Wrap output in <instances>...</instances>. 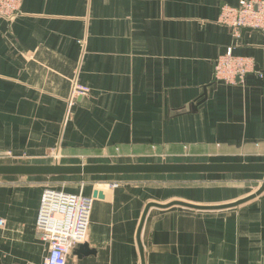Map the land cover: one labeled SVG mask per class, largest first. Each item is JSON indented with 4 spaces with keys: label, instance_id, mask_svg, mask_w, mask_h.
I'll return each mask as SVG.
<instances>
[{
    "label": "crops",
    "instance_id": "1",
    "mask_svg": "<svg viewBox=\"0 0 264 264\" xmlns=\"http://www.w3.org/2000/svg\"><path fill=\"white\" fill-rule=\"evenodd\" d=\"M238 2L20 0L16 17L0 16V152L264 162V32L237 40L219 22L222 5ZM231 46L255 61L244 85L215 80ZM76 82L90 91L70 105ZM55 162L74 161L31 164ZM250 175L260 176L248 184ZM60 176L80 175L0 176V264L44 263L49 243L37 216ZM101 176L109 178L77 191L57 187L92 197L86 237L67 264H143L137 233L148 202L226 204L263 180L124 174L111 188L117 175ZM224 176V184L212 178ZM141 239L145 264H264V193L226 209L151 207Z\"/></svg>",
    "mask_w": 264,
    "mask_h": 264
},
{
    "label": "built area",
    "instance_id": "2",
    "mask_svg": "<svg viewBox=\"0 0 264 264\" xmlns=\"http://www.w3.org/2000/svg\"><path fill=\"white\" fill-rule=\"evenodd\" d=\"M20 13V0H0V16L12 19ZM219 22L231 28L235 39L250 28L264 32V0H239L238 4H223ZM255 61L249 56L237 55L229 47L215 62V80L231 85L246 84L247 75L255 70ZM89 88L75 84L70 105L88 94ZM120 186V182L109 185ZM92 197L64 188L47 187L41 197L37 216V230L49 243V254L43 264H67L73 248L83 243L90 222Z\"/></svg>",
    "mask_w": 264,
    "mask_h": 264
},
{
    "label": "water",
    "instance_id": "3",
    "mask_svg": "<svg viewBox=\"0 0 264 264\" xmlns=\"http://www.w3.org/2000/svg\"><path fill=\"white\" fill-rule=\"evenodd\" d=\"M250 30V28L244 29ZM206 96V93H205ZM209 173H259L263 175L260 187L253 193L240 198L234 202L217 205H201L173 200L168 203L150 201L146 204L140 225L137 239L140 246L141 257L145 264L144 248L141 234L143 226L151 207L168 208L174 205L194 209H226L238 207L249 202L264 193V162H114V163H71L60 162L49 164H24V163H0V176H25V175H124V174H209ZM102 191L96 190L94 196L103 197ZM81 251L89 252L87 244Z\"/></svg>",
    "mask_w": 264,
    "mask_h": 264
},
{
    "label": "rangeland",
    "instance_id": "4",
    "mask_svg": "<svg viewBox=\"0 0 264 264\" xmlns=\"http://www.w3.org/2000/svg\"><path fill=\"white\" fill-rule=\"evenodd\" d=\"M77 85H82L78 82H76ZM75 85V84H73ZM85 86V85H84ZM87 88H89L88 86H85ZM72 90L70 92V96H69V102H70V98L72 95ZM90 91V88H89ZM76 101V99L74 100V102ZM57 157V158H56ZM76 158L78 160H76ZM134 158V159H133ZM55 159L60 160L61 162H68V161H74L73 163H87L90 161L93 162H119V161H130V162H146V161H157V162H162L163 160H166V157L162 156H155V157H150V158H143V157H132L129 160H125L124 158H113L108 160L107 158L104 159H90L88 160L86 157L84 156H75V158H71L68 155L65 154H61V152L57 149V148H51L50 152L48 154H45L43 156L41 155H37L35 153H26V152H21V153H16V152H0V163H24V164H31V163H43V162H54ZM204 159V160H201ZM201 162H206L209 159L207 157L204 158H197V160H195L192 157H187L185 156V158L182 159H167V161H172V162H197L200 161ZM129 162V163H130ZM119 163H124V162H119ZM260 175H250V176H246L249 177L248 180L246 181L248 184H252L253 180L251 179L252 177H259ZM126 176L124 175H117L113 178H116L119 180V182L122 180V178H125ZM244 177V176H243ZM109 177H102L101 175H80V176H60V177H56V178H51V186L52 187H62L64 186L67 189H70L72 191H77L79 190V188L81 187V183L84 182V180H86V183H89V186L94 185L95 182H97V180L102 181V180H106ZM206 178H211V177H206ZM213 179H215L214 181L218 180L219 183H226V177L224 176V179H219L218 177H212ZM212 181V182H214ZM105 182V181H104ZM211 182V183H212ZM98 183V182H97ZM210 183V181H209ZM91 184V185H90ZM85 186V185H83Z\"/></svg>",
    "mask_w": 264,
    "mask_h": 264
}]
</instances>
